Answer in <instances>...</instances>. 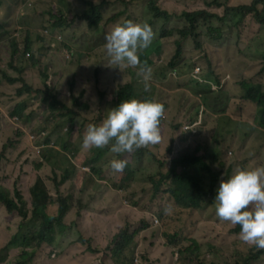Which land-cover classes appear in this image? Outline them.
Instances as JSON below:
<instances>
[{"label":"rangeland","instance_id":"1","mask_svg":"<svg viewBox=\"0 0 264 264\" xmlns=\"http://www.w3.org/2000/svg\"><path fill=\"white\" fill-rule=\"evenodd\" d=\"M33 1L32 8L22 9L21 6L24 0H2V5L0 6V77H20V70L24 68L26 73H22V75H27L31 85L39 89L43 85V76L47 74L49 77L45 82L55 89L58 95L57 99L61 103V109L58 112L48 111L47 106L43 105L40 101L41 94L31 92L27 96L32 107L29 110L32 116L28 123L34 121L32 130L35 133L43 130H62L67 127L68 109H73L71 119L74 121V128L78 132V137L74 143L70 139L65 138L64 143L67 147L73 143V147L77 148V145L82 143L87 127L96 118L103 104L110 103L107 101V97H114L117 85L129 82V78L123 71L124 65L110 63V58L103 52L101 46L102 37L109 27L114 23L122 22V16L125 15L118 16L113 22L111 19L118 12L123 11V8L109 9V13L104 16L96 29L89 32L85 30L79 38L75 36L74 32L66 36L70 37V40H74L73 47L81 51V54L76 55L73 61L68 62V58H65L64 54H49L50 42L41 36V32L46 26H51L52 14L48 11L50 3H53L60 11V14L67 19H71L74 13L81 11L84 7L83 3L80 0ZM89 1H92L96 5L101 1L104 9L108 7V0ZM135 1L134 7L139 11L141 21L151 20L152 17L146 4L147 2L144 3L146 0ZM224 1L231 5H248L252 0ZM160 6L173 12L175 16L184 11L204 6L211 12L223 15L207 0H161ZM175 21L176 19H173L172 29L178 27V23ZM78 23L76 22V25L73 27L74 29ZM164 23L162 20H154L151 26L154 33L152 42L157 37V28L164 25ZM213 24L219 25L216 22ZM21 27L23 45L27 43L30 46L29 51L33 52L29 59H25L21 52L11 57L12 48L9 43V37L13 31L15 33ZM222 30L224 32L223 38L219 41H213L204 35L203 28L200 29L199 48H195V44L191 41H186L183 45L184 61L182 63L186 64H182V68L179 71L168 72L164 80L156 77L153 73L154 67H152L149 87H153V90H157L160 95H163L168 103V109L172 107L170 120L168 122L166 120L165 122L168 135L171 137L173 135L172 127L178 122L182 124L180 131H186L185 127L191 129L196 109L199 105V100L195 95L197 88L189 81V76L187 75L190 65L197 63L201 69L205 70L206 63H213V71L218 75L221 83L223 82L222 91L224 94L230 95L231 100L228 104L217 108V110H222L221 113H215L213 110L203 112L201 118L196 120V126L192 127V129L200 131L201 135L199 138L206 143H218V146L213 151L219 150V161L222 166L215 167L216 169H220V172L223 174L232 175L239 168L264 165V132L255 130L252 124L255 106L238 99L240 95L238 84L241 80H248L253 86L260 85L264 90V77L260 81L256 70L248 69L245 71L243 69L245 63H263L264 28L258 25L251 15H248L240 25L222 26ZM65 33H68V31H65ZM173 39H177V36L173 35L169 39V48L172 55L175 51V47L172 44ZM153 49V45H149L144 49L145 54L149 55V51ZM164 53L168 54V51L165 50ZM227 58H233V62L225 63ZM34 59H39L41 65L32 67L30 63ZM153 60L157 64L165 63L161 55L153 56ZM154 61H151V63H154ZM13 63H16V66ZM54 63H59V65L57 66ZM61 63H64V65H61ZM78 64L79 68H77ZM43 65H48L47 71L43 69ZM75 71V89L72 92H68L67 81ZM138 81L145 83L141 78ZM17 89V86H10L6 83L1 85L0 104L2 106H0V114L2 111L9 114L13 104L4 105V102L11 103L16 101L15 92ZM152 97L156 98L155 95H152ZM74 98L78 99V106L73 104ZM83 103L87 104V108L80 107V104ZM43 110L45 111L43 112ZM222 113L231 117L232 120H227L226 116H220ZM24 115L22 114L21 117L23 123H25ZM1 122L0 120V125ZM82 133L83 135L81 136ZM14 136L16 135L12 130L6 131L1 135L0 151L2 150V152H0V156L6 152L5 147ZM55 137L53 135L52 139H56ZM59 137L62 136L59 135ZM174 139L172 143L173 151H179L190 143V141L180 142L176 138ZM166 143L165 141L164 144ZM43 154L48 155L49 165L55 164L59 169L66 166L62 155L57 158L53 153L40 148L39 155ZM170 157L171 154L165 155L166 159ZM7 166L4 162L0 163V169H7ZM23 174L25 178H28V168H23ZM0 185L7 188V190L11 189L9 183L2 185L0 181ZM105 192L106 188L103 183L98 182L97 185L94 184L89 193L92 197L89 205H87L88 197L85 199L82 218H77L72 212L62 218L65 228L69 231V236L60 239L56 255H51L53 263L43 260L38 264H66L65 262L68 261H77L79 263L80 260H83V264H100L101 260L99 256L102 254L107 255V264L113 261L112 255L114 254L118 240L111 239L113 232H116L114 227L116 215L110 208L103 206L102 197L105 195ZM129 193L131 197L130 206L133 212V226L141 228L142 225H151L146 224L142 219H149L148 221H151L153 217L158 222L148 232V236L143 238L145 242L140 244L144 246L142 251L148 256L149 254L147 253L150 246L155 245V242H150V239L158 238L157 243L161 250L157 254L149 255L151 258L157 259V264H163L161 258L163 256H166V261L169 263L181 264L185 260L184 245L188 236L199 237L200 244L193 253L187 255L189 260L187 264H235L247 257L248 251L245 249V245L239 243L233 230L230 229L228 233H217L215 229H212L210 232L203 234L201 230L202 225H199L200 219L192 212L170 204L167 194H159L153 200L154 190L142 184L129 189ZM26 204L31 209V196H27ZM165 204H168V208L171 209V211H166V217H164L165 213L162 210V205ZM126 219L129 221L127 214ZM184 223L188 225H183ZM163 234L164 237H162ZM84 235L92 237V248H98L101 251L91 255L85 254L82 257L84 245H78L71 241L78 236ZM209 237H213L214 242L218 244L216 249L211 250L208 247L207 239ZM2 240L0 234V241ZM112 241L114 249L109 253L106 250V245L112 247ZM136 241L137 238L134 237L133 248L136 247ZM176 252L179 253V256L177 261H174L172 259ZM3 264H8V256H6ZM249 264H264V258L262 261H249Z\"/></svg>","mask_w":264,"mask_h":264},{"label":"trees","instance_id":"2","mask_svg":"<svg viewBox=\"0 0 264 264\" xmlns=\"http://www.w3.org/2000/svg\"><path fill=\"white\" fill-rule=\"evenodd\" d=\"M84 8L82 11L74 13L71 19L64 18L60 11L53 3L48 6V11L52 14L51 29L49 35V53H61L66 50L71 55L73 60L76 55L81 54L79 49L73 47L74 40H70L69 34L74 32L75 36L79 38L82 33L87 30L92 31L96 29L105 15L109 13V9L113 10L117 7H122L123 11L117 13L111 21L113 22L118 16H122L123 20L120 23H114L109 28V32L117 24H123L125 21H132L134 23H141V16L139 11L134 7L135 0H108V7L104 9L102 2L98 5L89 0H80ZM211 5L216 7L223 15H218L207 9L206 6L189 11H184L175 16L173 12L160 6L161 0H146L144 3L149 7L152 19L146 22L152 26L154 20L164 21V25L157 28V37L151 42L154 49L149 51V55L145 54L143 49L139 53L142 63L150 66L157 78L164 80L165 75L170 71H179L184 61L183 45L186 41H191L195 44V48H199L200 29H204V35L213 41H219L223 38L224 32L222 26H238L236 15L248 16L251 15L256 23L264 28V0H255L250 6L245 4L231 5L225 3L224 0H207ZM27 4L32 8L33 3L27 1ZM261 5L258 10L257 5ZM2 0H0V6ZM35 7V6H34ZM173 19H176L178 27L173 28ZM76 22H79L74 29ZM216 22L219 25H214ZM22 31V30H21ZM68 31V33H65ZM173 39V46L175 51L172 55L169 48V39ZM23 42L22 36L15 37L10 35L9 43L11 48L18 52L19 43ZM165 50L168 54H165ZM161 55L165 63H155L153 56ZM149 57V58H148ZM230 63L233 58H229ZM263 63H245L243 69L256 70L260 81L264 77V56L262 53ZM154 61V63H151ZM31 63H40L39 59L31 60ZM79 68V65L77 66ZM157 68V69H156ZM198 68L197 76L192 74V71ZM125 75L129 78V82L116 86L114 97H107L110 103H104L98 115L93 120L94 125H99L107 116L108 110L118 106L121 101L130 99H152L160 102L164 106V112L160 119V141L155 145H148L141 147L133 152L113 153L110 151L111 145L102 148L94 147L89 154L83 155L73 147L71 143L62 152L55 153L58 158L63 156L64 166L59 175L44 181L36 188L33 186L30 190L31 194V209H27V204L20 202L18 204L9 200L5 193L0 191V204H2L7 213L16 212L21 218L17 226V232L12 236L7 247L21 248L20 255L14 264H27L34 256L36 249L42 244V259H51V255H56V250L59 247L60 239L67 238L69 231L65 228L62 218L72 212L77 218H82L85 199L87 198V205L92 199L89 195L92 186L97 185L98 182L103 183L106 188L105 195L102 197L103 206L111 208L116 215V223L114 225L116 232H113L111 239L117 240V245L112 255L113 261L110 264H157L156 258L146 256L142 249L136 242V247H132L133 238L136 237L138 242L143 241V238L138 236L137 228L133 226V212L130 206L129 189L140 184L149 186L156 194H167L169 201L173 206H178L185 211L192 212L199 219V225H202L201 230L203 234L215 229L217 233L229 232L231 223L221 221L216 216L214 206L207 204L206 197L211 192L215 180L219 176L218 171H214L213 162L207 154H205L202 146L199 143L186 146L181 151H173L172 143L174 138L180 141H187L189 129L180 131L181 123H176L173 128V135H168L165 119L170 120L172 107L168 109V103L153 87L147 88L145 83L138 81L140 77L137 76V70L130 67H123ZM76 71L72 73L68 79L69 90L72 91L75 83ZM189 81L192 83L196 78L205 79L219 85L218 75L213 71V63H206V69H201L197 63H192L189 68ZM10 83L16 82L9 80ZM240 88L243 93L255 92V98L258 103L264 106V91L258 85L255 88L248 86V80H241ZM150 89H149V88ZM155 87V86H154ZM44 102H48L50 110L55 111L60 107L56 96L52 90L44 85L43 90ZM155 95L156 98L152 97ZM74 105L78 106V99L74 98ZM80 107L87 108V104H80ZM105 113V114H103ZM73 111L70 110L67 122L68 131L72 130L73 121L71 115ZM165 141L167 142L166 144ZM161 148V150H160ZM166 154H171L169 159L165 158ZM45 161H49L48 155L44 156ZM113 159H124L127 161L126 167L122 172H115L111 168V161ZM137 161V162H136ZM136 162V163H135ZM141 163V165H139ZM144 164V166H143ZM86 167L90 173L82 170ZM228 176H222V179H227ZM205 186L207 187L206 189ZM89 195V196H88ZM206 207L207 210H206ZM126 214L129 221L126 219ZM183 225H188L184 223ZM240 227L239 225H237ZM92 237L78 236L71 242L84 245L85 254L91 255L95 252L101 251L98 248H92ZM184 245L185 260L181 264L189 263L188 254L193 253L200 244V238L196 236L186 237ZM245 245L248 251L246 258L241 262L235 264H249V261H259L264 258V249L256 248L255 246L241 242ZM208 247L213 250L218 247L214 242L213 237L207 239ZM107 251L111 253L114 249L113 241L112 247L106 245ZM151 249L157 250L156 245H151ZM29 250V251H28ZM148 254V253H147ZM100 264H107V255L99 256ZM79 264H83L80 260Z\"/></svg>","mask_w":264,"mask_h":264},{"label":"clouds","instance_id":"3","mask_svg":"<svg viewBox=\"0 0 264 264\" xmlns=\"http://www.w3.org/2000/svg\"><path fill=\"white\" fill-rule=\"evenodd\" d=\"M27 1L34 3L33 0H24L21 6L22 9L30 8ZM254 1L255 0H252L250 4L246 5L250 6ZM257 8L260 10L261 5L258 4ZM236 16L238 25H240L246 18L240 15ZM142 22L143 21H141V23H134L129 20L125 21L123 24L115 25L111 32H109V28L102 37L101 46L103 52L110 58V63L136 69L137 76L145 82V87L147 88V82L150 81L152 76V69L150 66L141 62L139 53L151 44L154 33L151 26L146 21ZM21 30L22 27L16 30L15 33L13 31L11 35L21 37ZM51 31V26H46L41 32V36L49 40ZM49 46H51V44ZM29 50L30 46L27 43H25V45H23V42L19 43L18 52H21L25 59H29L33 53ZM18 52H15L12 49L11 57H14ZM58 54H64L65 58H68V62L75 59L71 60V55L66 50L53 55ZM103 63L105 62L103 61ZM225 63H230V59L227 58ZM54 64L57 66L59 65V63ZM13 65L16 66V63H13ZM30 65L32 67H37L41 65V63H30ZM61 65H64V63H61ZM42 67L47 71L48 65H43ZM20 72V77H0V90L3 83L10 86H17L18 88L15 92L16 101L11 103L4 102V105L13 104L9 114H6L2 110L0 114V120L2 121L0 125V139L1 135L6 131L12 130L16 135L5 147L6 152L0 156V161L8 165L7 169H0V181L2 182V185H4V183H9V187L11 189H8V192L7 188L0 185V191L5 193L7 198L16 204L20 202L26 203L27 196H31L30 190L33 186L36 188L44 183V181L59 175L61 169H59L55 164L49 165V161H45L44 159V156L47 154L40 156L39 149L42 148L53 154L59 153L62 152L63 149L67 148V145L64 143L65 138L70 139L71 142L74 143L78 137V132L74 128L73 120L72 130L68 131L67 129L69 125L67 122L68 116L70 115V110L73 111V109H68L69 114L66 119L67 127L62 129L63 131L57 129L55 131L43 130L39 133H35L32 130L34 121L28 123L32 116L31 111H29L32 107L29 103V98L27 97L29 93H40L41 103L46 105L47 110L51 112H58L61 109V103L57 99L58 95L56 94L55 89L45 82V80L49 77L47 74L43 76L42 88L37 89L31 85L27 75H22V73H26V70L22 68ZM198 73V68H195L192 71L194 76H197ZM9 80H15L16 82L10 83ZM218 81L219 85L201 78H196V80L192 82V84H194L197 88L195 95L199 100V105L196 109L192 127L196 126V120L201 118L203 112L213 110L215 113H221L222 110H217V108L230 102V95L224 94L222 91L223 82L221 83L219 78ZM68 84L69 83L67 82V91L72 92L75 87L72 91H70ZM247 84L252 88L258 86H253L250 83ZM44 85H46L48 89L52 90L57 101L60 103L58 110H50L48 102L43 101ZM238 85L240 87V83ZM238 99L244 103H251L255 106V115L252 123L253 128L259 132H264V106L263 104L257 102L255 92L251 91L243 93L240 88V95ZM0 106L2 105L0 104ZM44 111L45 110H43V112ZM163 112V104L156 100L130 99L121 101L118 106L108 110L106 118L99 125H94L93 122L89 124L86 133L83 136L82 143L77 145L76 149L83 155H87L94 147L102 148L104 146L111 145V152L122 153L133 152L148 145H155L161 138L159 125ZM22 114H25V123L21 121ZM220 116H226L227 120H232L231 117H228L225 113H222ZM192 127L191 129L189 127H185L186 129H189V134L187 136V141L184 142L190 141V143L186 146L199 143L205 154H207L212 160L214 167L213 170L219 172V176L215 180L211 192L206 197V203L215 207L216 216L221 221L231 223L230 229L233 230L239 243L244 241L256 248L264 249V165H257L251 168H239L232 175L221 173L220 169H216L215 167L222 166L219 161V150L213 151V149L218 146V143H206L201 140L199 138L201 135L200 131L192 129ZM53 135L56 136V139H52ZM59 135L62 137H59ZM82 135L83 133L81 136ZM0 152H2V150ZM126 164L127 161L124 159H113L111 161V168L115 172H122L126 167ZM24 167L29 170L28 178L24 177ZM82 170L90 173L86 167H82ZM224 175H227L228 178L222 179V176ZM206 188L207 187L205 186L204 189ZM158 195L159 194L155 195L154 193L153 200H155ZM168 207V204L162 205V210L165 213L164 217L167 215L166 211H171ZM27 209L30 211L28 206ZM142 220H144L146 224H151L142 225L141 228H137L138 236L145 238L148 236V232L155 227L154 224H157L158 222L154 217L151 221H148L149 219ZM20 221L21 218L16 212L7 213L4 206L0 204V234L3 239L0 241V264H3L6 256H8V264H14L20 255L21 248L7 247L12 236L17 232V226ZM162 237H164V234ZM157 239L158 238L150 239V242H155L157 250L153 251V249L149 248V255L157 254V252L161 250L158 246L159 244L157 243ZM136 242L140 247H142L140 244L145 241L143 240L138 242L137 240ZM178 256L179 253L176 252L172 260L177 261ZM161 258L163 264H173L166 261V256ZM43 260L52 263L54 262L52 258L42 259L41 244L40 247L36 249L33 258L27 264H38ZM65 263L79 264L77 261H68Z\"/></svg>","mask_w":264,"mask_h":264}]
</instances>
